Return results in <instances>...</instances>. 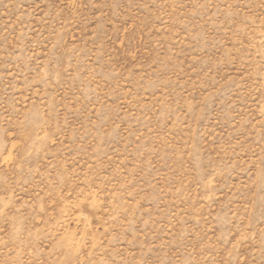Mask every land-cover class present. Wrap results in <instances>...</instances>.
I'll use <instances>...</instances> for the list:
<instances>
[{"label":"rangeland","instance_id":"1","mask_svg":"<svg viewBox=\"0 0 264 264\" xmlns=\"http://www.w3.org/2000/svg\"><path fill=\"white\" fill-rule=\"evenodd\" d=\"M0 264H264V0H0Z\"/></svg>","mask_w":264,"mask_h":264}]
</instances>
